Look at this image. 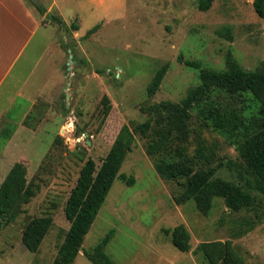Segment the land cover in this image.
<instances>
[{
  "label": "rangeland",
  "instance_id": "1",
  "mask_svg": "<svg viewBox=\"0 0 264 264\" xmlns=\"http://www.w3.org/2000/svg\"><path fill=\"white\" fill-rule=\"evenodd\" d=\"M37 2L44 8L38 16L46 27L33 35L0 83V184L20 162L35 191L28 203L0 217V264L53 262L69 228L64 207L81 167L88 159L99 167L123 127L130 130L153 119L150 106L179 103L199 84L198 70L186 61L221 71L230 53L245 70L264 68V19L256 16L253 0H213L207 11L199 9V0ZM225 28L230 40L219 35ZM164 64V79L149 96L148 86ZM210 102L228 112L239 110L248 119L258 109L249 95L234 100L214 94ZM202 117L193 107L188 138L160 157L176 158L180 149L193 160L194 170L221 166L216 177L251 179L232 139ZM151 137L132 135L119 174L132 176L134 183L114 180L73 264H91L84 253L109 234L104 251L115 264H207L195 249L216 241L231 242L241 264H264V196L246 186L256 203L240 212L229 210L220 198L212 200L207 214L193 201L177 204L185 179L157 174L155 160L145 151ZM199 149L206 159L197 162ZM41 217H50L52 225L30 253L22 235L29 222ZM178 226L189 234L186 252L174 245L172 230Z\"/></svg>",
  "mask_w": 264,
  "mask_h": 264
},
{
  "label": "trees",
  "instance_id": "2",
  "mask_svg": "<svg viewBox=\"0 0 264 264\" xmlns=\"http://www.w3.org/2000/svg\"><path fill=\"white\" fill-rule=\"evenodd\" d=\"M212 1L199 0V9L207 11ZM33 6L39 14L45 13L42 6ZM252 6L256 16L264 19V0H253ZM53 20L61 27H66L60 19ZM96 27L91 28L86 35L94 33ZM72 28L78 30L76 25H72ZM219 35L231 39L228 28L219 32ZM185 64L199 72L200 82L196 87L190 89L179 103L164 101L150 106L149 111L154 118L135 124L130 130L123 127L99 167L92 159H88L81 167L64 207L69 228L51 264H73L116 178L127 185L134 183L132 176L119 174L133 134L144 138L152 135L145 151L155 160L154 168L161 178L185 179L184 191L175 199L177 204L193 201L200 213L207 214L212 200L220 198L229 210L240 212L253 209L256 203L255 197L246 190V186L264 196V68L245 70L230 53H227L225 69L221 71L201 68L194 61H186ZM167 69L168 64H164L156 71L147 89L149 96L156 94ZM221 93L234 100L251 96L258 105L256 116L248 119L239 110L231 109L228 112L221 110L218 102H210L214 94ZM107 102L104 97L106 112L109 109ZM193 107H198L205 122L206 119H211L215 129L228 134L245 163L246 174L251 179L240 178L237 182L216 177L215 174L221 166L194 170L193 160L180 149L175 150L176 158L160 157L162 153L172 151L173 144L188 138L187 121ZM196 154L197 162L206 159L201 149ZM34 193V188L27 181L25 165L20 162L13 164L0 184V217L10 214L22 203H28ZM51 225L50 217L35 218L28 223L22 235V243L28 252L35 253L38 250ZM172 237L179 251H188L189 234L181 226L172 230ZM109 238L110 234L91 252L84 253L91 264H115L104 251ZM195 252H200L207 264L242 262L241 256L229 241L203 242L196 247Z\"/></svg>",
  "mask_w": 264,
  "mask_h": 264
},
{
  "label": "crops",
  "instance_id": "3",
  "mask_svg": "<svg viewBox=\"0 0 264 264\" xmlns=\"http://www.w3.org/2000/svg\"><path fill=\"white\" fill-rule=\"evenodd\" d=\"M41 27L37 10L25 0H0V83Z\"/></svg>",
  "mask_w": 264,
  "mask_h": 264
},
{
  "label": "water",
  "instance_id": "4",
  "mask_svg": "<svg viewBox=\"0 0 264 264\" xmlns=\"http://www.w3.org/2000/svg\"><path fill=\"white\" fill-rule=\"evenodd\" d=\"M32 2H34V4H37V3H38L37 0H32ZM71 57H72V56H70L69 63L67 64V71H68V72H70V70H71V68H70V66H69V64L72 63V61H71ZM65 98H66V103H67L68 98H69V96H68L67 93L65 94Z\"/></svg>",
  "mask_w": 264,
  "mask_h": 264
}]
</instances>
